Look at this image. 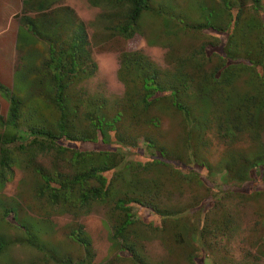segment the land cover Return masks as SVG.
I'll return each mask as SVG.
<instances>
[{
	"label": "rangeland",
	"instance_id": "obj_1",
	"mask_svg": "<svg viewBox=\"0 0 264 264\" xmlns=\"http://www.w3.org/2000/svg\"><path fill=\"white\" fill-rule=\"evenodd\" d=\"M24 1H28L30 6L24 8ZM91 1L97 5H92ZM225 1L228 6L235 2L233 7L239 9L241 15L233 34L224 43L221 40L223 34H214L219 38L216 39L182 26L188 28L192 21H198V13L203 16L220 13L221 23L230 20L224 0H148L149 9L141 14L132 35L126 38L108 28L111 23L126 24L128 6L123 2L0 0V83L5 86L6 92L15 86L14 69L17 63L14 64L15 41L8 25L1 21L5 13L19 15L25 9H32L30 15L38 13L39 20L44 19L46 26H52L51 40L61 39L63 42H69L72 33L78 29L76 23H82L86 49L96 63V70L89 79L74 85V90L71 89V95H68L72 111L67 118V130L75 137L90 134L92 128L85 115L87 111L94 113V105L102 99L106 106L101 113L105 115L102 126L108 131L114 123L113 117L120 113L121 118L115 126L124 136L125 145L132 148H126L124 144L122 148L114 142L113 133L110 144L109 138L106 143L79 140L72 141L73 146L68 148L81 152L91 150L98 153L106 149L116 152H111L107 164L118 166L125 162L126 165L119 169V179L115 171L103 174L110 180V187L117 191L123 189L144 204L163 207L166 213L185 212L179 217L188 221L190 227L183 226L179 221V224H174V220L170 219L163 231L154 229L153 225L160 226V219L150 213V208L133 204L129 212L133 215L130 218L133 224L122 230L127 239H119V230L126 216L115 210L114 205L90 200L84 208L79 198L82 189L71 190L61 186L62 181L68 183L66 180L74 174H85L92 167H99L101 162L98 158L88 159L85 155L74 160L71 151L58 156L54 149L60 144L43 149L32 143L33 134H27L41 129L57 132L59 115L49 102L51 97L41 91L36 96H20L23 100L19 106L20 118L18 126L13 128L5 125L11 95L0 94V161L4 155L9 160V166L0 167V264H79L84 260L86 264H202L203 256L209 264H264L263 177H252L253 181H261L258 183L247 184L245 181L240 184L233 176L220 170L230 151L249 154L254 151L253 145L264 143V119L258 139L256 132H252V142L248 131L229 139L227 135L225 137V131L220 130L219 124H215L217 118L228 121L234 115L243 121L249 113L241 106L246 97H258L257 102L264 101V70L259 77V65L239 66L233 63L230 68H224L227 64L225 55L253 62L262 57L260 43L264 45V0H260L258 12L253 10L252 0ZM38 5H42L45 11L38 12ZM175 16L182 18L181 22L176 23L173 20ZM20 22L17 18L16 26ZM72 24H76L75 28H71ZM172 25L176 27L170 32ZM36 42L39 46L35 54L40 60L46 56L47 46L42 39ZM221 44L225 45L224 57L216 53L207 58L204 56L207 46L219 49ZM143 58L153 63L162 74L163 81L175 85L178 80L185 79L186 91L180 101L192 107L193 116L204 123L201 129L203 139L196 140V144L199 143L200 159L205 162L207 171L204 169L206 166L194 161H190L185 168L181 166V160L185 159L182 157V138L186 125L183 115L175 114V105L168 100L145 107L141 97L146 94L142 88L143 80L132 67ZM227 75L234 77L231 79L234 81L221 84ZM199 83L209 86L196 89ZM208 97L213 99L211 107ZM91 99L92 110H88L86 102ZM32 108L36 110L32 112ZM252 108L250 106L249 110L253 113L255 110ZM36 122L44 126H22H33L31 123ZM12 135H17V140L5 144L4 140ZM99 137L102 138V135ZM148 137L168 149L167 153L174 158H182L180 162L172 160L171 156L168 159L176 169L143 165L155 157L156 149ZM118 140L123 141V138ZM20 146L24 150H20ZM26 147H34L37 151L32 148L31 152ZM121 150L125 154L122 155ZM186 153L189 151L186 150ZM40 169L53 179L48 189H45L39 176ZM260 172L263 173V169ZM96 186V181H88L87 187ZM52 191L58 194L56 203L51 196ZM218 203L221 207L214 216L210 209ZM201 205H205L206 209L203 207L204 213L199 217ZM205 215L214 222H207ZM162 232L164 239L161 238ZM74 233L89 243L87 251L71 239L70 235ZM177 234L178 237L183 236L188 245L172 242ZM51 247L60 257L58 263L46 258Z\"/></svg>",
	"mask_w": 264,
	"mask_h": 264
},
{
	"label": "trees",
	"instance_id": "obj_2",
	"mask_svg": "<svg viewBox=\"0 0 264 264\" xmlns=\"http://www.w3.org/2000/svg\"><path fill=\"white\" fill-rule=\"evenodd\" d=\"M117 2H123L124 5H127L128 8L125 11V20L126 24H119V23H111V25L108 27L109 29L115 31L117 34L124 35V37H128L132 35L133 28L137 22V20L140 18L141 14L144 11H147L149 9L148 0H116ZM253 2V10L258 12L260 8V0H252ZM25 7L30 6L28 1H24ZM224 7L228 11L229 19L225 21L224 23H221L223 21L221 19L220 13H208L207 15L203 16V14L198 13V21L193 22L189 25V27H185L188 30L192 31H199L203 35H207L209 37L217 38L214 34H223V38L221 39L224 43L228 40L229 36L233 34L237 24L239 17L241 15V11L239 9H236L232 6H228L226 3L227 1L224 0ZM91 4L96 6L97 4L95 2L91 1ZM23 8V9H24ZM38 12L45 11V8H43L42 5L36 6ZM204 8V7H203ZM32 11V9L30 10ZM30 11L24 10L20 12L19 15H16L17 18L21 21L16 28L15 26H11L9 28L10 33L12 34V39L15 41V49H14V64L17 63L15 69H14V76L16 79L15 86L8 92H6L5 86H3L0 83V94H7L10 96L9 98V107H8V117L7 121L5 122L6 126L9 127H17L18 126V119L19 116V106L22 105V99L19 97L22 95L26 96H36L40 91L42 94L47 95L49 99V102L52 104V108L58 113L59 120L56 123L57 125V132H53L51 130L41 129V130H32L29 131L27 134H33L34 139L32 141L33 144L40 145L39 147L45 149L46 146L52 148V144L58 143L60 146H57L54 149L55 154L58 156H62L65 152L71 151L73 152V159L77 160L78 157H84L85 155L92 159L98 158V160L101 162V165L99 167H92L90 170H87L85 174L83 173H76L74 174L71 179H68L65 181H62L61 186L63 188H78L82 189L80 193V201L82 202L83 207L85 208L88 206L90 200L94 201H100L101 203L107 204L111 203L112 206L114 205L115 210L120 212V214L126 216L125 220H123L121 224V228L119 230L118 237L123 241V239H127V236L122 233L123 229H127L130 225L133 224V221L130 219L132 216L129 214L130 207H132L133 204H136L139 207H148L150 209V213H152L156 218H159L161 221L160 226H154V229H161L162 231L165 229V225L167 223V220H174V224L181 223L183 226L190 228L188 225V221H184L185 219L182 217H179L183 215L185 212H175V213H166L163 207H152L153 205L150 204H144L140 200L134 199L131 196V194H128L123 191V189H120L117 191L113 186L110 187V180H107L103 174L107 173L109 171H115L117 173L116 177L118 178V171L120 168L124 167L126 164L125 162L120 163V165L115 166L113 164H107L108 157L112 153L117 154L116 152H113L111 150H104L93 152L91 150L86 152H81L80 150H77L76 148H68L70 146H73L72 143L74 141L83 140L84 142H91L94 143L96 141H101L103 143H106L107 139L109 138V144L113 141L117 144L121 145L122 148L128 147L132 148L130 146L125 145V139L124 136L120 133L119 129H117V125L115 124L118 122V120L121 118V114H116L113 117L114 123L113 125L108 129V131L102 126V122H104L105 115L101 114L102 111L106 108L105 104L102 103L103 100L99 99L97 101V104L94 105L95 112L87 111L85 117L90 122V127L92 128V132L90 134H84L80 135L79 137H75L71 134L69 130H67V118L68 115L71 114V99L68 98V95L70 94L71 89L74 90L73 86L77 83H80L86 79H89L91 75L96 70V63L93 61L89 51L86 49L87 42L85 40L86 33L84 31V26L82 23L77 22L78 26L73 33L72 38L69 42L60 41L59 39L51 40L52 37V26H46L43 22L44 19L39 20V14L35 13L34 16L30 15ZM176 17V16H175ZM23 19V20H21ZM108 18H106L107 20ZM176 23L181 22L182 18L176 17L173 19ZM191 22V21H190ZM229 22V23H228ZM227 23V25H225ZM76 24H72L71 28H75ZM228 27V32L225 33L226 27ZM165 27H168L165 24ZM176 25H172L170 27V32H173L175 30ZM57 29V28H56ZM58 32V30H56ZM224 32V33H222ZM59 33L61 34V31L59 30ZM58 33V34H59ZM57 34V35H58ZM221 37V36H220ZM44 42L45 47L47 46V52L46 56L40 60H37V56L35 54V49L39 46V44L36 42V40ZM220 43V42H219ZM21 44V45H20ZM20 46V47H19ZM223 48V49H222ZM225 45L221 44V47L219 49L213 48L212 46H207L204 49V56L207 58L209 56H213V54H218L219 56L224 57L225 53ZM212 52V53H211ZM260 57L258 61H245L241 59H235L231 55H225V61L227 64H225L224 68H230V66L235 63L239 66L245 65V66H251V65H259L258 72L260 75H263L264 70V45H262V42L260 43ZM13 55V54H11ZM138 76L143 80V91L146 92V94H142V100L145 101V107L150 108L154 102L162 101L166 102L168 100L171 101L172 104L175 105V114H182L183 115V122L186 125L185 132H183V146L184 151L182 154V157H184L187 162H184V160H181V166L185 168V165H188L190 161H194L198 164L206 166L205 162L202 161V158L200 156L199 146L196 142L202 141L203 136L201 134V129L204 126V123L201 119L197 120L198 117L193 116V108L189 105H186L184 102L180 101L183 97V93L186 91V82L183 81L174 84H170V82L163 81L162 74L156 69V67L153 65L152 62L146 60L145 58L140 59L139 63L132 66ZM136 68V69H135ZM217 72V71H216ZM215 72V73H216ZM232 75L234 73L231 72ZM215 77V74H214ZM203 76L200 77L202 79ZM218 78V77H217ZM199 79V81H200ZM224 82H220L221 84H229L234 80V77L227 75L224 78ZM201 86L208 87V84L199 83L197 85L196 89H200ZM195 89V90H196ZM209 102V106L211 107V104L213 102V99L210 97L207 98ZM258 97L256 98H248L246 97L244 102L242 103V107L246 109V111H249L247 113L246 117H244V120L241 121L240 118H238L237 115H234L232 118L226 121L225 119L217 118L218 120L215 121V124H219V128L222 131H225V137L226 135L228 138H233L238 134H241L245 131L249 132V136L251 137L252 132L255 133V137L260 133V130L262 128V120L264 119V101L263 102H257ZM87 101V100H86ZM249 101V104H248ZM99 102V103H98ZM88 106V110H92V99L89 102H86ZM256 104V106H255ZM252 106L253 108L251 110H255V112H250L249 108ZM255 106V107H254ZM239 109V108H238ZM36 110L35 108H32L31 111L33 112ZM237 110V109H233ZM250 114V116H249ZM97 115V116H96ZM23 116V115H22ZM24 117V116H23ZM22 118V117H21ZM25 118V117H24ZM26 119V118H25ZM190 123V125L188 123ZM25 124L22 126L25 127H41L44 126V124L40 123H31ZM183 124V123H182ZM47 125V124H46ZM222 125V126H221ZM110 130V131H109ZM111 133H113V138L111 136ZM227 133V134H226ZM244 134V133H243ZM99 135H102V138L99 137ZM38 136V137H37ZM202 136V137H201ZM38 138L41 140L39 141ZM120 138H123V141L121 142ZM151 137H148L147 139L151 143V145L154 146L156 151H154L155 157L151 160H148L147 162L143 163L144 166H147V164H153V165H160L164 166L165 168H168L171 170L172 168L176 169L174 165L172 164V161H168L169 158L172 160H178L179 159L174 158L171 153H167V150L165 147L159 146L154 139H150ZM162 138V137H161ZM252 137L250 142H252ZM258 139V138H257ZM17 140V135H12L10 137H7L4 142L5 144L11 143ZM70 140V144H67ZM159 141V139L157 138ZM197 140V141H196ZM260 140V138H259ZM73 141V142H72ZM122 144H121V143ZM195 142V143H194ZM194 143V144H193ZM124 144V147H123ZM253 145V144H252ZM75 147V146H74ZM20 150H24L22 146L19 147ZM34 148V147H32ZM32 148L28 149L27 147L25 149H28L29 151H37L36 148L32 150ZM253 152H250L249 154L245 152L240 151H230L228 154V158L224 160V163L222 165V172L224 171L225 174H230L235 179L236 183H244L245 181L247 184L250 182H256L253 181L252 177L255 175H260L263 177V186H264V172H260L262 169L264 171V143H258L257 146L253 145ZM75 150V151H74ZM186 150L189 151V153H186ZM123 154L122 150L119 151ZM31 158L34 157V155H30ZM171 156V157H170ZM174 158V159H173ZM183 161V162H182ZM84 164V161L82 162ZM125 164V165H124ZM9 166V160L4 155V157L0 161V167H7ZM202 167V169L204 168ZM207 166L204 168L206 170ZM255 168H258L256 172ZM39 172V170H36ZM193 171V170H192ZM207 171V170H206ZM40 178L45 184V189L49 188V184L53 181V179L42 172V169H40ZM197 173V172H196ZM193 174V173H192ZM94 180L97 183L96 187H87L89 180ZM119 179V178H118ZM261 182L257 181L256 183ZM235 183V184H236ZM114 185V184H113ZM56 190V188H55ZM52 198L53 200H56L55 203L58 200V194L54 193L52 191ZM208 205L207 203L205 204ZM205 205L200 206V212H198L199 217L204 213L203 207L206 209ZM191 206V205H189ZM144 207V208H146ZM218 207H221V205L218 203V205L214 208L212 207L210 209V213L213 212V215L216 216L218 214ZM89 211V210H88ZM85 210V212H88ZM209 216L205 215V220L207 219V222H214L213 219H208ZM179 221V223H178ZM218 223V221H217ZM152 224V223H150ZM148 227V225H146ZM192 230V229H191ZM205 230V229H204ZM210 232V229L208 232H205L208 234ZM199 234L203 235V232H199ZM164 232H162L161 238H163ZM179 234H177L176 239H173L172 242H177L179 245H188V242H186L182 237H178ZM71 239L73 241H76L78 244L83 246L84 250L87 251V246L89 243L77 237V234H71ZM199 238H201L200 235H198ZM179 240V241H178ZM34 243V242H32ZM42 246V245H41ZM39 247V246H38ZM44 246H42L43 248ZM183 247V246H181ZM131 251V249H129ZM48 256L46 258H49L50 260H54L55 263L59 262V256H57V251L51 247L49 251L46 253ZM131 255V254H130ZM57 257V258H56ZM189 260V259H188ZM193 262V260L191 259ZM202 264H209L206 260V257L203 256V259L201 261ZM32 264V263H31ZM65 264H69L68 262ZM79 264H86V260L81 261Z\"/></svg>",
	"mask_w": 264,
	"mask_h": 264
},
{
	"label": "crops",
	"instance_id": "obj_3",
	"mask_svg": "<svg viewBox=\"0 0 264 264\" xmlns=\"http://www.w3.org/2000/svg\"><path fill=\"white\" fill-rule=\"evenodd\" d=\"M1 21L3 24L8 25V27L10 28L11 26H15L16 28L18 26H16V22H17V16L13 14V12H7L5 13L2 17H1ZM8 28V29H9ZM44 58V56L41 57V59ZM37 60H38V56H37ZM1 75V74H0Z\"/></svg>",
	"mask_w": 264,
	"mask_h": 264
}]
</instances>
